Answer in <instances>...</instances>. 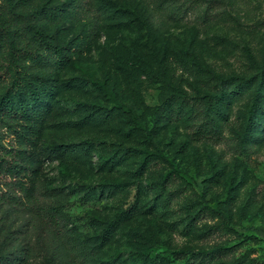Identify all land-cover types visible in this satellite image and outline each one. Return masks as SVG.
Wrapping results in <instances>:
<instances>
[{"label":"rangeland","instance_id":"374dc122","mask_svg":"<svg viewBox=\"0 0 264 264\" xmlns=\"http://www.w3.org/2000/svg\"><path fill=\"white\" fill-rule=\"evenodd\" d=\"M87 1L93 10L71 13ZM40 3L57 13L53 24L41 25L45 31L79 51L58 74L78 86L56 98L63 116L42 141L37 208L0 204V254H27L1 264H136L139 252L168 255L162 264H185L189 252L225 247L232 251L207 264H264V89L259 113L251 114L264 79V0ZM96 14L97 39L85 49ZM253 78L247 94L233 98L228 91L227 105L211 114L221 137L193 139L198 121L162 124L168 97L193 103L213 94L215 83ZM78 103L98 113L115 108L118 118L107 126L95 118L82 129L62 128L61 122L80 118ZM0 135L6 147L14 146L1 124ZM86 140L92 150L77 148L80 168L63 177L47 147ZM125 150L128 160L106 161ZM6 180L0 195L16 194ZM48 208L57 226L49 223ZM128 209L133 217L103 242L113 217Z\"/></svg>","mask_w":264,"mask_h":264},{"label":"trees","instance_id":"16d2710c","mask_svg":"<svg viewBox=\"0 0 264 264\" xmlns=\"http://www.w3.org/2000/svg\"><path fill=\"white\" fill-rule=\"evenodd\" d=\"M41 0H0V124L13 135L14 146L6 147L0 135V181L3 177L6 186L16 190V194L0 195V204L23 205L33 209L38 206L39 189L42 178V163L44 149L42 141L52 128V123L62 119L63 110L56 98L67 90L78 86L76 82H63L58 74L67 69L78 55L75 46L67 43L58 44L55 38L49 35L42 24H53L57 18L56 9L48 7ZM76 5L72 9L73 15L80 10H86L92 5ZM86 30L84 48H89L97 39L99 15ZM76 17V16H75ZM75 17H71L74 19ZM59 36L64 38L67 31L62 29ZM253 79H231L221 84H213V94L201 96L196 102L171 96L163 103L160 111L162 124L172 120H181L187 124L198 121V126L192 131L193 139L219 138L222 128L211 114L220 111L228 103V91L232 97L247 94L256 82ZM225 85V87H224ZM264 79L255 91V101L251 114L257 115L261 109L260 101L263 97ZM80 118L71 123L61 122L62 128L82 129L88 127L97 118L99 124L107 126L113 123L119 112L115 108L104 110L102 113L90 111L85 103L76 106ZM90 152L93 148L91 141L86 140L79 144L52 143L48 148V156L59 160V170L63 177L79 170L80 161L76 153L77 148ZM132 155L128 150L107 162L128 160ZM146 162V161H145ZM107 164H104L106 166ZM112 166V165H111ZM170 175L166 176L167 180ZM41 208V209H40ZM44 207L39 206L38 211ZM49 223L57 226L58 220L51 217L54 210L46 209ZM134 215L133 209L116 214L109 225L102 232L103 242L112 239L116 230L126 220ZM0 223V235L2 233ZM0 264L5 260H26V255H8L6 249H1ZM232 247L215 249L211 252H189V260L185 264H207L228 255ZM184 252L178 253L183 256ZM179 256V257H180ZM168 255H152L139 252L135 256L136 264H162Z\"/></svg>","mask_w":264,"mask_h":264}]
</instances>
